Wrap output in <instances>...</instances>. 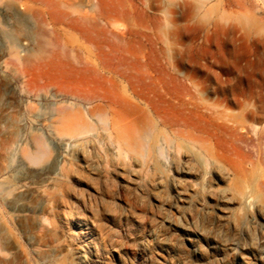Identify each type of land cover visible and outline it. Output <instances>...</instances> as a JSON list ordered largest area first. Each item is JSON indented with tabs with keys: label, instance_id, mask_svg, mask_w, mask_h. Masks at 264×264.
<instances>
[{
	"label": "rangeland",
	"instance_id": "374dc122",
	"mask_svg": "<svg viewBox=\"0 0 264 264\" xmlns=\"http://www.w3.org/2000/svg\"><path fill=\"white\" fill-rule=\"evenodd\" d=\"M51 2L0 0V264H264V0Z\"/></svg>",
	"mask_w": 264,
	"mask_h": 264
},
{
	"label": "bare ground",
	"instance_id": "6f19581e",
	"mask_svg": "<svg viewBox=\"0 0 264 264\" xmlns=\"http://www.w3.org/2000/svg\"><path fill=\"white\" fill-rule=\"evenodd\" d=\"M47 5L52 8L50 10L49 21L52 25L58 26L61 24L67 23V19L65 14L61 11L60 5L58 3H53L51 0H46ZM70 16V15H69ZM70 26L76 31H79L83 36L87 37L89 40H96V37L99 36V33L96 31L99 29V24L97 19H94L89 22H83L80 20H71ZM101 30L100 33L104 34L106 29H99ZM100 37V36H99ZM84 235V234H83Z\"/></svg>",
	"mask_w": 264,
	"mask_h": 264
}]
</instances>
